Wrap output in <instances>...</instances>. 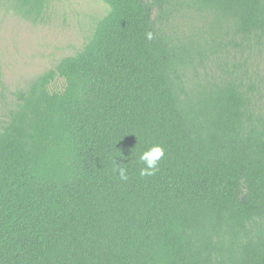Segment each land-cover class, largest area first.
Listing matches in <instances>:
<instances>
[{"label":"trees","instance_id":"1","mask_svg":"<svg viewBox=\"0 0 264 264\" xmlns=\"http://www.w3.org/2000/svg\"><path fill=\"white\" fill-rule=\"evenodd\" d=\"M102 2L72 54L0 69V264H264V0Z\"/></svg>","mask_w":264,"mask_h":264},{"label":"rangeland","instance_id":"2","mask_svg":"<svg viewBox=\"0 0 264 264\" xmlns=\"http://www.w3.org/2000/svg\"><path fill=\"white\" fill-rule=\"evenodd\" d=\"M106 11L102 0H50L42 20L32 23L0 5V69L13 91L78 49Z\"/></svg>","mask_w":264,"mask_h":264},{"label":"clouds","instance_id":"3","mask_svg":"<svg viewBox=\"0 0 264 264\" xmlns=\"http://www.w3.org/2000/svg\"><path fill=\"white\" fill-rule=\"evenodd\" d=\"M145 38L149 41L155 38L152 31H147ZM165 152L164 148L160 144H154L147 149L143 150L139 154V161L142 163L143 167L139 170L140 177H150L154 176L159 171V164L163 158ZM114 167L112 172L118 174V177L121 181H127L128 179V168L126 166H121L117 164L115 158L113 159Z\"/></svg>","mask_w":264,"mask_h":264}]
</instances>
